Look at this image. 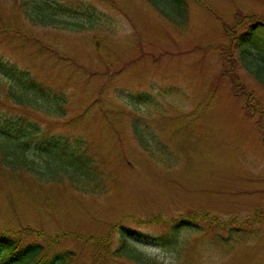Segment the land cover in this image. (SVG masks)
I'll return each instance as SVG.
<instances>
[{"label": "rangeland", "instance_id": "obj_1", "mask_svg": "<svg viewBox=\"0 0 264 264\" xmlns=\"http://www.w3.org/2000/svg\"><path fill=\"white\" fill-rule=\"evenodd\" d=\"M15 2L0 0V29L17 30L0 32V54L67 101L64 117L31 119L41 135L80 141L98 174L80 191L0 159V225L110 236L114 250L128 228L165 264H264L262 55L244 60L237 43L264 19V0H186L185 21L147 0H64L74 10L61 28L32 25ZM4 99L1 121L20 110ZM41 142L28 146L39 164ZM195 212L207 214L201 230L168 231ZM59 246L93 251L73 237Z\"/></svg>", "mask_w": 264, "mask_h": 264}, {"label": "trees", "instance_id": "obj_2", "mask_svg": "<svg viewBox=\"0 0 264 264\" xmlns=\"http://www.w3.org/2000/svg\"><path fill=\"white\" fill-rule=\"evenodd\" d=\"M15 1V7L22 11V18L40 27L61 28L60 24H65L63 17L74 10L71 4H65L64 0ZM147 1L158 10H161L159 5H162L163 13L166 12L164 5L170 4L175 12L173 14L168 12L166 15L169 18H180L183 21L187 18L186 0ZM89 17H94L93 13H89ZM92 20L93 23L98 22V19ZM260 20L257 21V28L256 26L250 28L238 38L237 43L244 60L248 59L247 53L251 50H256L262 55V62L255 64L257 74L261 75L264 74V19ZM15 29L14 25H11L0 29V32L6 30L7 33H14L17 31ZM44 48V50L40 48L42 52L46 50L53 53L51 48L46 46ZM3 96L7 105L14 103L20 110L11 112L12 114L3 121L0 119V159L3 166L1 169L10 172L26 170L35 173L36 177L41 176L38 177L40 181L47 183L78 182L77 185L80 186L78 190L87 191L97 172L82 156V143L78 140L73 143L71 140L64 141L58 134L49 137L47 134L41 135L46 130H42L40 123L35 119H31L34 114L54 119L64 117L66 98L52 93L30 72L19 69L11 60L0 54V100ZM36 140H42L44 152L47 154L43 164L31 159L28 153L29 142ZM207 219L206 213L195 212L193 215L181 217L175 224L166 222V225L170 226L168 231L176 237L181 229L201 230L202 225L198 223L200 220L203 223L208 222ZM212 226L216 228L215 225ZM225 226L226 224H222V229ZM120 235L119 247L114 250L110 236L82 238L72 232L56 240V237L40 233L30 226L14 230L0 225V264H165L146 255L130 243L129 238L142 237L136 230L127 228L121 230ZM71 237L81 242L83 247L90 250L93 248V251L88 253L85 248L79 251L76 247L60 249V242ZM174 237L171 234L160 237L158 241L173 244Z\"/></svg>", "mask_w": 264, "mask_h": 264}]
</instances>
